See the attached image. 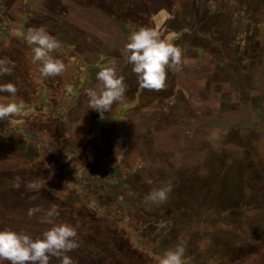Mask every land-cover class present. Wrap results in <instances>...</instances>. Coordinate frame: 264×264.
Here are the masks:
<instances>
[{
    "label": "rangeland",
    "instance_id": "obj_1",
    "mask_svg": "<svg viewBox=\"0 0 264 264\" xmlns=\"http://www.w3.org/2000/svg\"><path fill=\"white\" fill-rule=\"evenodd\" d=\"M42 26L71 48L69 78H50L68 95L32 81L26 40L0 56L11 68L0 84L17 86L0 103L27 113L22 125L0 120V229L40 236L52 225L28 210L55 204V222L77 230L79 247L67 253L75 264H158L122 239L117 222L130 213L134 223L135 211L163 223L150 231L155 252L183 244L189 264H264V0H0V39ZM140 28L182 51L181 70L159 91L142 88L126 62L128 36ZM78 55L87 81L69 75ZM109 65L127 88L101 120L86 90L99 91L96 73ZM42 178L41 192L26 189ZM168 185L165 202L145 201Z\"/></svg>",
    "mask_w": 264,
    "mask_h": 264
},
{
    "label": "clouds",
    "instance_id": "obj_2",
    "mask_svg": "<svg viewBox=\"0 0 264 264\" xmlns=\"http://www.w3.org/2000/svg\"><path fill=\"white\" fill-rule=\"evenodd\" d=\"M26 40L33 48L32 62L39 63V72L43 78L60 76L66 70L65 63L54 58L52 53L61 47L60 42L50 35L45 27L30 29ZM127 53L126 62L132 65L142 88L148 90H162L166 86L169 71H180L183 65L182 51L170 41L161 38L160 33L150 28H140L130 32L125 45ZM11 68L6 62L0 60V75L10 74ZM96 80L102 83L99 91L89 88L88 109L99 113L101 120L105 113L111 114L113 105L123 102L127 85L124 77L118 75L114 65L101 68L96 73ZM0 93H9L15 96L17 86L13 82L0 84ZM23 109L22 103H0V120H10ZM151 184V179H146ZM19 189L20 183L13 185ZM32 192H41L47 187L46 179H36L25 185ZM172 191L170 185L151 191L146 197V202L160 204L168 199ZM43 213L39 222L52 225L40 236L33 238L27 232L17 231L12 228L0 229V264H50V259L56 257L60 264H75L73 258L67 253L79 247L77 230L69 223L55 222L59 216L58 206L53 204L48 209L40 207L30 208L28 216ZM185 247L178 244L174 249L168 250L162 257L160 264H183Z\"/></svg>",
    "mask_w": 264,
    "mask_h": 264
},
{
    "label": "trees",
    "instance_id": "obj_3",
    "mask_svg": "<svg viewBox=\"0 0 264 264\" xmlns=\"http://www.w3.org/2000/svg\"><path fill=\"white\" fill-rule=\"evenodd\" d=\"M26 36H27V34H25V35L24 34L23 35L22 34H16L15 40H12L10 38L9 39H5V38L0 39V56L6 57V59L10 58V56L12 57V55H11L12 49L16 46V44L18 45V42H24L26 40ZM59 42H60L61 47L52 53L53 57L60 59L63 62L69 61L70 59L67 58V56L69 55L68 57H70L71 53H72V52L70 53V49H71L70 46L66 43L61 42V41H59ZM34 47H35L34 45L32 46V48L27 47L28 51L30 52L31 58L33 56V48ZM30 56H29V58H30ZM73 60H77V61H75L74 63L72 62L73 63V69L71 70V73H69L72 80L74 82L77 81V79H82L84 81H87V78H86L87 76L85 75V73H87V71H88L89 64H87V63H85V61H83V57L81 55L76 56V58H74ZM31 63L32 64H31L30 69H31V71H33L32 72V74H33L32 81H35V80L37 81V79L39 78L38 79V80H40V81H38L39 84L43 85V88L51 94L55 95L57 93V94L64 96L68 93L67 91H65V89L63 90V86L61 83H60V85H58L59 84L58 81L53 82L50 80V78L41 77L40 72H39V63H35V64L33 62H31ZM36 69H37V73H36ZM57 77H60V80L69 78L67 74H66V77H65V74L64 75L61 74L60 76H57ZM47 85H50L53 88L48 91L49 88H47L48 87ZM49 100H50V98H49ZM50 101H53V100H50ZM48 108H50L51 109L50 111L53 113H55L57 111V109L52 110V107H50V106ZM25 114H27V113H25L24 109H22V111L19 114L15 115L10 120L5 119V121L6 122H8V121L13 122V120L18 119L17 122H13L12 126L13 125L16 126L17 124H20V123H21L20 125H22L26 121ZM19 127H21V126H19ZM0 128H5V126L4 127L2 126ZM17 128H18V126H17ZM12 129L11 130L7 129V130L9 132L16 130V128H14L13 130ZM23 131H25V130H23ZM29 134L32 135V132H29ZM45 139H46L45 136L41 137V140H43L45 143H48V142H46ZM50 151L53 152L52 150H50ZM73 166H74L73 164L67 163L68 170L73 174L72 176L78 177V175L76 173L77 168L75 169ZM100 210L103 213H105L107 216L110 214L112 216L111 218L113 220H116V217H115L116 208L115 207L110 208L109 206H105V207H101ZM134 212H133V214L135 216V222L134 223L131 222L132 220L129 217L130 213H127L126 215H124L125 218L122 219V221L117 222L120 227H122L124 230L126 229L125 234H123V235L121 234L123 237L122 239L124 240V242L131 244L133 247H138L141 252H142V250H144L143 253H145L146 256H148V257L152 256V258L154 257L155 259L157 258V260H159L157 263L160 264L162 257L164 256V254L168 250L172 249V246L171 245L166 246L167 248L165 250H162L161 252H159V251L155 252L154 248H155L156 244H153V240H152V236L150 235L151 234L150 231L151 230L154 231V228L162 227L163 223L156 221V218H152V217H149V218H144V217H140V216L138 217V214L134 213ZM164 223H166V222H164ZM165 228H167V226H165ZM155 232L156 231H154V233ZM159 233H161V232H157L156 234L158 235ZM154 258H153V260H154ZM183 264H189V260L187 258L183 257Z\"/></svg>",
    "mask_w": 264,
    "mask_h": 264
}]
</instances>
